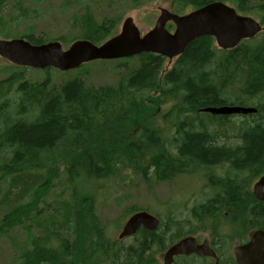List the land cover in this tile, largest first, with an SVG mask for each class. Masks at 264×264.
I'll list each match as a JSON object with an SVG mask.
<instances>
[{
	"label": "trees",
	"instance_id": "trees-1",
	"mask_svg": "<svg viewBox=\"0 0 264 264\" xmlns=\"http://www.w3.org/2000/svg\"><path fill=\"white\" fill-rule=\"evenodd\" d=\"M7 1L0 0V7ZM169 1L174 13L184 14L214 0ZM233 1L239 14H257L264 27V0ZM117 26L115 19L98 22L84 12L73 20L68 37L54 41L66 45L83 39L98 45L113 36ZM0 36L45 43L33 34ZM214 48L213 38L201 37L166 72L165 59L155 54L124 59V72L115 86L95 87L74 78L56 88L50 78L29 83L20 74L0 82V171L11 177V191L24 182L19 201L43 179L21 167L48 170L62 161L69 162L65 176L71 184L78 177L85 182L120 183L133 176L151 187L197 175L207 188L205 197L187 209V220L178 215L158 218L156 230L139 229L127 248L109 237L106 224L94 212L95 197L73 193L71 203L61 207L63 220L59 225L52 221L42 236L35 237L18 264H159L154 254L166 250V243L200 232L210 234L219 255H226L221 264H229L230 252L221 249L228 241L221 232L225 224L234 226L237 244L245 242L250 232L264 230V202L251 188L264 174V30L234 49ZM133 59L135 65L127 67ZM13 90L12 98H7ZM247 103L257 112L243 116L241 122H233V115L199 112L226 105L248 107ZM152 104H171L164 117L173 116L167 138L149 116ZM128 129L134 135L125 139ZM221 139L230 140L229 145H220ZM56 177L47 174L43 182ZM33 198L26 205L8 203L2 227H18L36 217L42 195L34 193ZM138 211L132 209L131 214ZM64 224L69 233L54 230ZM182 260L194 264L195 259Z\"/></svg>",
	"mask_w": 264,
	"mask_h": 264
},
{
	"label": "rangeland",
	"instance_id": "rangeland-1",
	"mask_svg": "<svg viewBox=\"0 0 264 264\" xmlns=\"http://www.w3.org/2000/svg\"><path fill=\"white\" fill-rule=\"evenodd\" d=\"M221 1L224 4L235 8L233 0H214ZM172 4L169 0H9L0 7V33H11L13 35L33 34L37 38L43 39L45 43L53 42L59 37H68L70 26L73 20L79 14L88 12L92 14L98 22L104 19H115L118 26L115 34L119 32L121 23L126 18H132L141 34L149 31L161 9L171 12ZM191 9L186 10V13ZM260 22L257 14L246 15ZM167 29L173 31L174 28ZM19 39L17 37L5 39L0 36V40ZM61 43V41H57ZM43 43V44H45ZM71 43L64 45L61 43L63 50H66ZM216 49H218L214 43ZM214 48V49H215ZM215 49V50H216ZM177 58L169 61L165 59L163 69L164 72L169 71L175 64ZM122 60L102 61L96 60L82 64L77 69L62 72L54 68L35 70L31 68H21L0 58V82L5 81L12 75L20 74L23 81L29 83L42 82L46 78H50L51 86L59 88L64 82L76 78L88 85L99 87L104 85L115 86L120 75L124 72ZM136 61L133 59L128 61L126 66H134ZM164 73L161 74V78ZM14 90L7 98H12ZM152 101L155 99L154 94L151 96ZM248 107H252L247 103ZM171 109V104L157 105L152 104V119L156 121V125L161 127L162 135L168 137L169 123L173 119L170 115L167 119L164 117ZM233 122H241L244 117L234 115L231 119ZM250 122L249 119H247ZM172 134V133H171ZM134 135L133 129H128L125 139H130ZM232 140V139H231ZM229 145L230 140L221 139L218 141ZM68 161L58 162L55 166L48 170L44 168L32 167L27 170L21 167L22 171H30L29 175H38L45 179V175L50 174L57 179H51L43 182L38 180L33 189L28 191L27 196L19 201L18 193L22 194L21 189L24 182L19 188L10 190V176H4L0 171V264H18L22 254L31 249V242L35 237L44 234V230L52 221L56 224L63 220L64 206L69 205L72 199L70 195L76 193V196L83 198L85 194L95 197L94 212L98 219L107 226V233L112 240L117 239L121 228L126 220L132 215V209L143 210L151 215L164 219L167 215L175 216L187 220V209L196 201L204 198L207 192L205 180H201L197 175H189L175 178L172 181L160 182L154 186H147L139 178L130 176L118 183L116 180H106L99 182H85L78 177L71 184L66 182L65 169ZM28 176L22 177L25 181ZM40 182V185H37ZM46 183V184H45ZM252 188V186H251ZM34 193L42 195L37 206L36 217L24 222L21 226L11 229L2 227V219L7 215L8 203L19 201V204L26 205L33 201ZM68 224L59 229L54 230L62 235L69 233ZM225 230L222 234L228 235V241L221 245V249L232 252L237 239L234 238L235 228L231 224H225ZM190 236V235H189ZM199 237L202 240H209L210 234L200 232ZM131 237L120 241L122 247L127 248L132 244ZM171 246L168 242L166 247ZM167 247V248H168ZM164 250L156 252L154 257L156 262L162 264ZM202 260L195 259L194 264H200ZM182 259L175 260L172 264H182Z\"/></svg>",
	"mask_w": 264,
	"mask_h": 264
},
{
	"label": "water",
	"instance_id": "water-1",
	"mask_svg": "<svg viewBox=\"0 0 264 264\" xmlns=\"http://www.w3.org/2000/svg\"><path fill=\"white\" fill-rule=\"evenodd\" d=\"M167 24L174 26L173 31ZM264 30L260 22L242 15L233 7L221 1H212L186 14L173 13L161 9L153 27L144 34L132 20L122 21L120 30L101 44L78 39L66 50L57 41L34 45L25 39L0 40V58L21 68L44 70L54 68L62 72L77 69L82 64L102 60L128 59L150 53L172 61L183 54L185 49L201 37H211L218 49H234L241 41L256 37ZM213 116L256 114L254 107L220 106L199 110ZM254 197L264 202V174L252 184ZM159 220L147 211L133 213L124 223L117 239L119 241L134 236L139 229H157ZM219 259L205 243L198 244L193 236H185L169 246L163 253L162 264H172L175 257L189 256ZM236 264H264V230H254L248 234L243 244L233 248Z\"/></svg>",
	"mask_w": 264,
	"mask_h": 264
},
{
	"label": "flooded vegetation",
	"instance_id": "flooded-vegetation-1",
	"mask_svg": "<svg viewBox=\"0 0 264 264\" xmlns=\"http://www.w3.org/2000/svg\"><path fill=\"white\" fill-rule=\"evenodd\" d=\"M247 239H248V237H247ZM196 241H197V243L198 244H203V243H205V244H207L212 250H213V252L215 253V255L218 257V259H219V264H221L222 263V261H221V259L223 258H226V255L225 254H223L222 256H220L219 255V253H218V251L216 250V248L212 245V243L209 241V240H202V239H198L197 237H196ZM247 241V240H246ZM245 241V242H246ZM245 242H243V243H245ZM243 243H239V244H243ZM236 246V245H235ZM184 257H193L194 259H199V260H208V261H210L212 264H214V260H213V258H208V257H203V258H201V257H198L197 255H194V254H191V255H189V256H179V257H175L174 258V261H173V263L175 262V260H177V259H182V258H184ZM230 260H228V262H229V264H236V262H235V259H234V254H233V250H232V252H230Z\"/></svg>",
	"mask_w": 264,
	"mask_h": 264
},
{
	"label": "bare ground",
	"instance_id": "bare-ground-1",
	"mask_svg": "<svg viewBox=\"0 0 264 264\" xmlns=\"http://www.w3.org/2000/svg\"><path fill=\"white\" fill-rule=\"evenodd\" d=\"M234 116V115H233ZM238 116V115H237ZM122 229V228H121ZM143 229V228H142ZM151 232V231H150ZM179 257V256H178ZM199 257V256H198ZM201 258H203V257H201ZM205 258V257H204ZM208 258H210V257H208Z\"/></svg>",
	"mask_w": 264,
	"mask_h": 264
}]
</instances>
